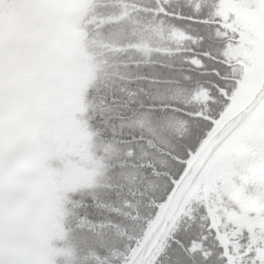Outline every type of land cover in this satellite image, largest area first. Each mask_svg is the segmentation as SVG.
<instances>
[{"label":"snow or ice","instance_id":"6c2138e0","mask_svg":"<svg viewBox=\"0 0 264 264\" xmlns=\"http://www.w3.org/2000/svg\"><path fill=\"white\" fill-rule=\"evenodd\" d=\"M0 264H264V0H0Z\"/></svg>","mask_w":264,"mask_h":264},{"label":"rangeland","instance_id":"374dc122","mask_svg":"<svg viewBox=\"0 0 264 264\" xmlns=\"http://www.w3.org/2000/svg\"><path fill=\"white\" fill-rule=\"evenodd\" d=\"M96 2L98 3L99 0H96ZM82 14H83V13H81V18H82ZM85 14H86V12H85ZM85 14H84V15H85ZM91 47L93 48L94 53H95V51H97L98 53H101V52L104 51V45L98 43L97 41H94L93 44L91 45ZM85 162H86V163L88 162V159H87V158H85V159L83 160L82 163H85ZM224 183H225V182L222 181L221 191H225V189H224V187H223ZM238 191H239V190L237 189V192H238ZM233 195H235V193H233Z\"/></svg>","mask_w":264,"mask_h":264},{"label":"trees","instance_id":"16d2710c","mask_svg":"<svg viewBox=\"0 0 264 264\" xmlns=\"http://www.w3.org/2000/svg\"><path fill=\"white\" fill-rule=\"evenodd\" d=\"M144 2L145 3H147L148 2V0H144ZM109 12H111V9H109L108 10ZM85 13H83L82 14V16L84 15ZM134 23V22H133ZM105 40H106V38L105 37H103V36H100V35H98V37L96 38V40L95 41H97L98 43H100V44H103L104 45V43H105ZM104 52V51H103ZM103 52H101V53H98L97 51H95V54L96 55H99V56H102L103 55ZM87 165H88V162L86 163H82V167H87Z\"/></svg>","mask_w":264,"mask_h":264}]
</instances>
